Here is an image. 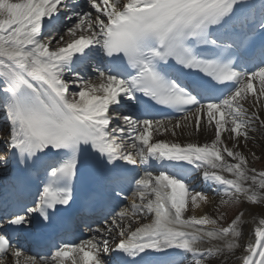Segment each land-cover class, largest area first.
Segmentation results:
<instances>
[{
    "label": "snow or ice",
    "instance_id": "6c2138e0",
    "mask_svg": "<svg viewBox=\"0 0 264 264\" xmlns=\"http://www.w3.org/2000/svg\"><path fill=\"white\" fill-rule=\"evenodd\" d=\"M86 5L0 0V264H264V0Z\"/></svg>",
    "mask_w": 264,
    "mask_h": 264
},
{
    "label": "bare ground",
    "instance_id": "6f19581e",
    "mask_svg": "<svg viewBox=\"0 0 264 264\" xmlns=\"http://www.w3.org/2000/svg\"><path fill=\"white\" fill-rule=\"evenodd\" d=\"M177 131H178V135L176 137H161V138L162 139L163 138L175 139L177 142H184V143H187V142H200V143H203V142H206V139L210 138V134H209V137L206 138L205 136L200 135L198 133H192L191 135H189L187 132H185L183 134H180V130H177ZM251 146L252 145H251V142H250V147ZM256 147H260L258 149L259 150L261 149V150L264 151V141H260L257 145H255V150H256ZM252 166L256 168L255 160L252 161ZM225 175H227V173H225ZM194 183H191V185H192V187L194 189L200 190L201 188H203L205 191H210V189H208V186L205 187V184L203 182H202V185L201 184L198 185V184H194ZM207 211H208L207 208L197 209L195 211V214L196 215H201V214H203V213H205ZM259 218H261V217H260V213L258 211L256 213L255 219H253V217H251V216H247V215L245 216L244 219L246 221V224H245L244 232H245V236L246 237H248V238L251 237L252 229L254 228L255 224L258 222ZM149 221L150 220L145 221V222H141V220H140V223H147Z\"/></svg>",
    "mask_w": 264,
    "mask_h": 264
},
{
    "label": "rangeland",
    "instance_id": "374dc122",
    "mask_svg": "<svg viewBox=\"0 0 264 264\" xmlns=\"http://www.w3.org/2000/svg\"><path fill=\"white\" fill-rule=\"evenodd\" d=\"M263 152H264V151H263ZM257 153L260 154L261 151H260V150H259V151L257 150ZM262 163H264V159H261V160H257V161H256V164H257V165H261ZM224 210H226V211L228 212V216H229V215H232V213H233L236 209H235V207L225 206V209H224Z\"/></svg>",
    "mask_w": 264,
    "mask_h": 264
}]
</instances>
